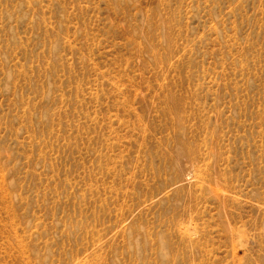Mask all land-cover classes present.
Segmentation results:
<instances>
[{"label": "rangeland", "instance_id": "obj_1", "mask_svg": "<svg viewBox=\"0 0 264 264\" xmlns=\"http://www.w3.org/2000/svg\"><path fill=\"white\" fill-rule=\"evenodd\" d=\"M0 264H264V0H0Z\"/></svg>", "mask_w": 264, "mask_h": 264}]
</instances>
